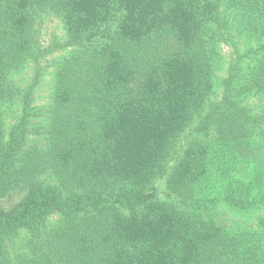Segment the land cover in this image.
<instances>
[{"label": "trees", "instance_id": "obj_1", "mask_svg": "<svg viewBox=\"0 0 264 264\" xmlns=\"http://www.w3.org/2000/svg\"><path fill=\"white\" fill-rule=\"evenodd\" d=\"M0 264H264V0H0Z\"/></svg>", "mask_w": 264, "mask_h": 264}, {"label": "rangeland", "instance_id": "obj_2", "mask_svg": "<svg viewBox=\"0 0 264 264\" xmlns=\"http://www.w3.org/2000/svg\"><path fill=\"white\" fill-rule=\"evenodd\" d=\"M62 22L56 18H54L52 21L46 22L44 25V30L47 32V34L43 35V38L45 39V43H49L52 40H54V37H59L60 34L63 32L62 29ZM243 42H238V46L236 47L230 46L229 44H222V57L220 59V65L217 69L216 74V81L218 86L216 87L219 92H222V84L223 79L225 78L228 66L229 64L236 58L235 52L238 48L239 50L243 51V49L247 48V46H243ZM245 45V44H244ZM62 51L56 52L55 54L48 55L46 58L48 61H51L52 59H55L62 55ZM46 65L49 64V62H44ZM52 69L48 67V72L45 73L43 76L40 85L38 87L37 93H36V104L43 105L48 98L49 94L52 90ZM30 73V72H29ZM25 74V80L30 79V74ZM214 97H217L215 94ZM38 104V105H39ZM241 171V170H240ZM238 173V172H235ZM236 176H239V174H235ZM240 177V176H239ZM242 178V175H241ZM249 180L248 178L244 176V180ZM243 180V182H244ZM238 184V183H237ZM211 185L215 186V188L212 189V194H208V196H205L208 198L209 201H212L211 213L216 215V218L221 221L222 224L225 225L230 231L238 233H244V232H254L258 228L259 225V218L261 217V189L260 190H253L252 194L254 193L258 198V202L255 206L250 207L249 209H240L238 207H234L226 202V196L225 194H220L218 192L222 191L224 188V185L222 184H214L211 183ZM248 193V192H247ZM25 194V191H19L13 193L10 197H8L5 200H2V203L5 207L9 208L12 205H14L17 201L20 200V198Z\"/></svg>", "mask_w": 264, "mask_h": 264}]
</instances>
